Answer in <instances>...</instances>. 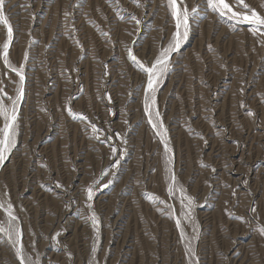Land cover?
Listing matches in <instances>:
<instances>
[{"label":"rangeland","instance_id":"1","mask_svg":"<svg viewBox=\"0 0 264 264\" xmlns=\"http://www.w3.org/2000/svg\"><path fill=\"white\" fill-rule=\"evenodd\" d=\"M245 3L264 15V0ZM184 6L197 7L199 17L156 93L170 167L195 201V230L181 218L182 238L164 205L145 195L180 216L179 193L167 191L164 145L144 111L146 77L127 58L132 48L150 64L167 45L175 31L167 0H6L9 57L23 64L25 82L17 144L0 164V225L11 203L25 257L38 256L39 264H264V29L254 35L249 25L220 18L206 0ZM5 40L0 26V45ZM18 83L0 58L6 103ZM68 107L87 121L73 119ZM89 123L103 130L99 140ZM104 170L96 188L114 183L87 202L99 218L94 230L84 189ZM16 247L0 233V264H20Z\"/></svg>","mask_w":264,"mask_h":264},{"label":"snow or ice","instance_id":"2","mask_svg":"<svg viewBox=\"0 0 264 264\" xmlns=\"http://www.w3.org/2000/svg\"><path fill=\"white\" fill-rule=\"evenodd\" d=\"M133 2L139 6V0H133ZM183 2L184 0H167V7L170 11V15L175 21V31L173 32L167 45H162L158 50V54L155 59L150 64L142 62L134 54L132 48L127 49V58L146 77V87L144 89V111L148 115L149 124L154 130H156V134L160 137V140L164 145L165 171L168 174L166 177L168 180L167 191L169 196L179 193V203L181 207L180 216H176V210L173 205L167 204L158 196L147 193L145 195L148 196L153 203L164 205V208L168 210L167 214L170 218H175L176 227L180 229L181 237L185 238L181 218L188 223H192L195 230V222L192 216V208L195 201L193 197L187 195L183 186L177 182L175 173L170 167L172 158L170 156L171 149L168 143L167 129L164 127L160 113L156 107V93L160 83L170 71L171 58L173 54L180 51L182 44L187 40L191 27V20L199 17L200 10L197 7H193L189 10L187 6L181 7ZM236 4L243 10H233V5L227 2V0H206L207 9L211 10V12L215 13L218 17H226L228 20L233 21L236 24H247L253 29L254 35L261 32V29H264V15H261L255 9L250 8L249 5L245 3V0H236ZM5 6L6 0H0V26H3L6 29V40L2 45H0V48H2V51H0V58H2L3 64L19 77V83L16 89V95L14 97L7 96L8 103L5 102L3 97H0V118H2V126H0V164H3L17 144L19 106L24 97L25 82L23 64L17 67L10 61L9 49L13 41L14 30L9 17L5 14ZM67 15L68 13H65V16ZM123 18L124 17H121V19ZM129 19L131 21H135L136 25L141 24V21L134 15L130 16ZM103 34L105 36L108 35V33ZM67 111L73 119L87 121V117L83 114L73 113L71 107H68ZM249 115H253V113L249 112ZM89 126L92 129L93 138L99 140L100 136L96 134L102 133L103 130L98 129L94 123H89ZM116 136L119 137V133H117ZM110 140H112L111 135L107 136L106 139L101 142H107ZM111 152L113 157H115V162L111 165V167L117 168L119 166V157L116 156L117 148L115 146H111ZM203 166L206 167V165ZM108 171L109 170L102 171L100 178L84 189L86 194V203L93 201L96 190L106 189L114 183L113 180H109L107 184L101 185L100 189L96 188V186L100 184V180L108 175ZM57 187H62V185L57 183ZM3 207L4 204H0V208ZM87 207L91 211V215L85 217V219H90L93 229L97 230L99 218L93 210V205L91 203H87ZM5 210L8 213V221L6 226L0 225V233L5 235L9 241L17 246L16 255L20 264H39L38 256L36 260H32L30 256L25 257L23 254V232L17 223L18 217L13 214V205L11 203H7ZM158 210L163 212V209ZM251 211L255 212L256 209L253 208ZM236 219L243 220L242 217H236ZM259 231L262 235H264V227H261ZM186 249L193 256L195 255V251L191 247L190 243L186 244ZM95 251L96 246L93 245L92 252L95 253Z\"/></svg>","mask_w":264,"mask_h":264}]
</instances>
